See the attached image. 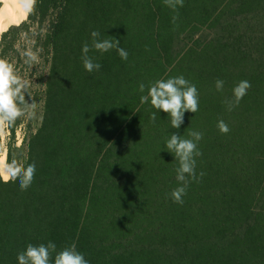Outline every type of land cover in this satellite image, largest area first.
<instances>
[{
    "label": "trees",
    "instance_id": "obj_1",
    "mask_svg": "<svg viewBox=\"0 0 264 264\" xmlns=\"http://www.w3.org/2000/svg\"><path fill=\"white\" fill-rule=\"evenodd\" d=\"M21 18L2 25L0 56L22 30L47 71L34 76L41 113L24 160L36 165L32 184L0 182V264L48 240L57 250L74 242L90 264H264V0H183L175 12L163 0H36ZM202 26L209 36L185 45L182 35ZM92 29L120 41L127 60L93 49ZM84 43L100 64L92 73ZM176 75L196 85L199 108L171 128L162 110L150 120L157 110L140 103L137 85L146 94ZM240 80L251 87L227 111ZM190 130L203 133L204 175L176 204L177 161L162 146Z\"/></svg>",
    "mask_w": 264,
    "mask_h": 264
},
{
    "label": "clouds",
    "instance_id": "obj_2",
    "mask_svg": "<svg viewBox=\"0 0 264 264\" xmlns=\"http://www.w3.org/2000/svg\"><path fill=\"white\" fill-rule=\"evenodd\" d=\"M35 2L36 0H22L21 7L25 17L33 11ZM163 2L174 12L178 6L183 5V0H163ZM172 19L175 21V15ZM100 36L101 33L96 29L89 32L93 49L101 54L115 49L122 61L127 60L128 52L120 47V41L114 37L101 39ZM80 52L82 66L86 72L92 73L99 70L100 64L88 54V43L82 44ZM23 55L26 64L36 63L39 60V49H28ZM214 87L217 92L222 91L224 81L216 79ZM250 87L251 84L247 80L237 82L231 89V98L224 101L226 110L231 111L237 106ZM27 88V82L20 79L14 65L0 58V129L12 127L18 118L26 115L27 106L24 105V93L27 92ZM137 90L142 93L139 97L140 103H147L157 110L149 113L150 120L154 121L158 110H162L169 116L171 128L180 127L185 111L196 113L199 108L197 87L183 75L155 80L148 85L146 94H143L145 84L140 82ZM21 105L24 106L21 107ZM217 128L221 133L229 131L228 125L223 120L217 121ZM202 135L201 131L190 130L188 133L190 138H183L176 132H172L163 143L162 147L177 161V166L174 168L177 186L170 192V197L176 204L183 203L189 183L198 182L199 178L204 175L202 171L196 172V157L201 154L197 145ZM35 172V163L25 164L24 161L18 162L15 158L9 160L6 154L0 156V182L12 181L21 190H25L32 184ZM16 264H90V262L83 252L77 250L74 242L57 250L56 243L48 240L35 245L28 243L23 250L17 252Z\"/></svg>",
    "mask_w": 264,
    "mask_h": 264
},
{
    "label": "rangeland",
    "instance_id": "obj_3",
    "mask_svg": "<svg viewBox=\"0 0 264 264\" xmlns=\"http://www.w3.org/2000/svg\"><path fill=\"white\" fill-rule=\"evenodd\" d=\"M21 19L26 20L24 14ZM31 26V28H34V25ZM1 30L2 29H0V31ZM199 34H202L204 38L207 37V35L209 36L208 30L202 26L198 28L195 33L186 35L185 32V34L182 35V40L185 45L190 44L191 40L196 38ZM33 35L34 34H30V36H28L21 30L14 36L8 53H6L5 56H0V58L8 60L14 65L17 75L22 81H26L28 87L32 90V98L27 104V113L25 116L20 117L21 123L16 126L15 131L11 132L8 128L0 129V155L4 153L9 160L15 158L18 162L24 161L26 158L27 140L29 134L35 131L41 113V99L37 97L35 101L33 94V90L37 89V85L34 81L35 72L40 73V71H42L45 73L47 71V65L43 63V58L40 56L36 63H25L23 53L32 48Z\"/></svg>",
    "mask_w": 264,
    "mask_h": 264
},
{
    "label": "bare ground",
    "instance_id": "obj_4",
    "mask_svg": "<svg viewBox=\"0 0 264 264\" xmlns=\"http://www.w3.org/2000/svg\"><path fill=\"white\" fill-rule=\"evenodd\" d=\"M22 0H0V29L8 20L23 16ZM5 151V150H4ZM5 155L2 153L0 156Z\"/></svg>",
    "mask_w": 264,
    "mask_h": 264
}]
</instances>
